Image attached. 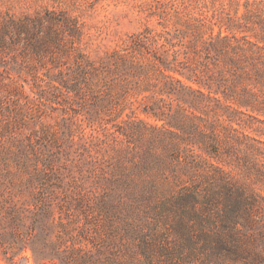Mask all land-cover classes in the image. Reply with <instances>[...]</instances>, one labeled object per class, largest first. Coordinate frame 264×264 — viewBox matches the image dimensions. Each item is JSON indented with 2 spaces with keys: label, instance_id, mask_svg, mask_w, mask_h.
Wrapping results in <instances>:
<instances>
[{
  "label": "rangeland",
  "instance_id": "rangeland-1",
  "mask_svg": "<svg viewBox=\"0 0 264 264\" xmlns=\"http://www.w3.org/2000/svg\"><path fill=\"white\" fill-rule=\"evenodd\" d=\"M47 9L56 12L64 51L51 52L53 44L37 50L33 37L15 28L0 42V215L26 216L30 229L23 230L31 234L21 245L36 234L63 249L101 248L105 260L126 263L137 251L143 258L146 238L153 252L147 264H218L195 237L199 228H191L195 241L188 242L172 227L176 213L160 212L157 203L189 183L191 165L201 159L264 193V73L259 96L242 106L237 92L225 98L216 90L218 80L237 76L233 70L196 50L201 20L234 17L242 22L238 35L264 36V0H0V31L11 18ZM64 16L75 19L78 35ZM29 26L37 30L35 20ZM143 35V65L152 56L176 58L190 77L170 72L179 84L150 66L116 68L112 53L129 56L128 46ZM91 60L103 63L108 77L91 82V69L83 74ZM143 187L150 198L137 195ZM247 260L238 264H255ZM16 264L63 262L58 256L36 262L27 248Z\"/></svg>",
  "mask_w": 264,
  "mask_h": 264
},
{
  "label": "trees",
  "instance_id": "trees-1",
  "mask_svg": "<svg viewBox=\"0 0 264 264\" xmlns=\"http://www.w3.org/2000/svg\"><path fill=\"white\" fill-rule=\"evenodd\" d=\"M246 3L248 4L249 1ZM45 12V15L37 13L33 18L25 16L19 22L11 18L10 23H6L0 31V42L5 43L6 35L9 34L11 28H15L31 35L34 39L33 48L37 50H42L53 44L55 49H51V52L56 49L64 51L66 49L63 43L64 39L55 27L57 20L54 15L56 12L48 9ZM30 20L36 21L37 30L29 26ZM70 21L74 26L70 25ZM63 23L66 27L69 26L72 35L79 34L80 29L74 18L64 16ZM217 24H220L221 29L215 32L214 27ZM241 25L242 22L236 21L234 17H230L227 23L224 21L222 23H218V21L206 23L201 20L196 50L199 53H205L206 56L221 58L225 61V65L237 76L218 80L216 90L221 89L225 98L230 96L228 92H237L238 102L242 106H247L252 105L253 99L259 96V82L263 81L259 77L264 73V71H260L264 69V36L258 34L252 39L247 34L238 35V32L241 31L237 28ZM223 27L228 30V33L222 32ZM40 31H44V33L42 34ZM143 37L144 35L139 36L128 46L131 51L129 56L122 54L119 50L112 53L116 68L134 65L138 69H146L150 66L153 70H159L160 74L171 81L175 79L180 82L179 84L183 83L182 80L170 72H178L190 77L189 74L178 69L179 62L176 58L170 60L164 55L162 57L152 56L149 65H143L140 62ZM88 65L89 67L83 70V74L91 69L87 74V78L91 82L95 81L96 77L106 78L111 73L107 68H104L103 63L96 64L91 60L88 61ZM238 69L242 70V73ZM207 85L211 88L212 83ZM197 91L202 97L205 95L202 90ZM215 92L218 93V91ZM216 98L220 103H223L222 98ZM255 163L257 168L261 169L258 162ZM191 167L193 169L190 182L178 191L163 194L157 203L159 211L176 213L172 227L188 242L194 243L195 237L201 239L204 247H207L209 252L215 256L218 264H224L225 261L226 264H238L246 258L248 259L247 263L251 261L258 264L259 261L264 264V193L256 192L249 183L231 176L230 173L210 160L201 159L193 163ZM211 177L214 178L213 181H211ZM261 179L264 184V170ZM144 181L147 182V180ZM128 182L131 181L126 180V183ZM149 194L151 193L143 187L142 192L137 195L150 198ZM7 217L8 221L6 222ZM6 224L10 227L9 230H6ZM194 226L199 228L195 237L190 232ZM23 228L30 229L26 216L21 215L19 211H12L6 217L0 215V264H16V257L23 254L27 248H31L36 262L49 256L60 257L63 264H147V262L152 263L153 260V252L150 251L151 245L146 238L140 245V253L143 258L138 256L137 251L131 257L133 259L123 263L116 257L105 260L102 257L101 248L97 249L99 256L95 257L93 255L97 253H89L74 244L63 249L57 241H41L36 234L31 237L30 243L21 245L20 242L25 241L27 235L31 234V231L25 232ZM258 228V236H255L253 231ZM8 234L15 236V239L11 237L14 243L16 240L18 242L15 247L7 245L10 242ZM258 241L263 243L260 250L255 248ZM176 243L179 250L182 241ZM67 251L75 255H69Z\"/></svg>",
  "mask_w": 264,
  "mask_h": 264
}]
</instances>
